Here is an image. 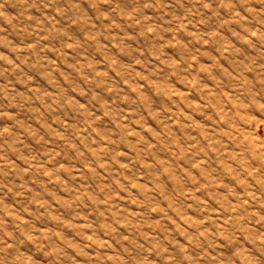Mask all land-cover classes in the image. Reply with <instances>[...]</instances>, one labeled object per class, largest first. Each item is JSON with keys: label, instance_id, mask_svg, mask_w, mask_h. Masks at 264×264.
I'll return each instance as SVG.
<instances>
[{"label": "rangeland", "instance_id": "rangeland-1", "mask_svg": "<svg viewBox=\"0 0 264 264\" xmlns=\"http://www.w3.org/2000/svg\"><path fill=\"white\" fill-rule=\"evenodd\" d=\"M0 264H264V0H0Z\"/></svg>", "mask_w": 264, "mask_h": 264}]
</instances>
